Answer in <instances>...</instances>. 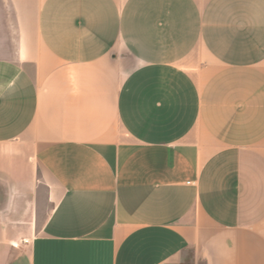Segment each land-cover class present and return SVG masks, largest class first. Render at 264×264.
<instances>
[{
  "label": "crops",
  "instance_id": "1",
  "mask_svg": "<svg viewBox=\"0 0 264 264\" xmlns=\"http://www.w3.org/2000/svg\"><path fill=\"white\" fill-rule=\"evenodd\" d=\"M0 264H264V0H0Z\"/></svg>",
  "mask_w": 264,
  "mask_h": 264
},
{
  "label": "rangeland",
  "instance_id": "2",
  "mask_svg": "<svg viewBox=\"0 0 264 264\" xmlns=\"http://www.w3.org/2000/svg\"><path fill=\"white\" fill-rule=\"evenodd\" d=\"M49 208V204L44 203L41 207V212L44 214Z\"/></svg>",
  "mask_w": 264,
  "mask_h": 264
}]
</instances>
